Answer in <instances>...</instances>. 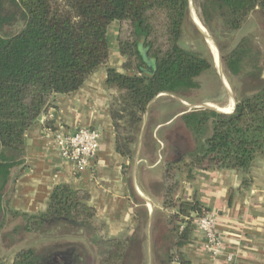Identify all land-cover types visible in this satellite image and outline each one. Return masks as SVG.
I'll use <instances>...</instances> for the list:
<instances>
[{"label": "trees", "instance_id": "trees-1", "mask_svg": "<svg viewBox=\"0 0 264 264\" xmlns=\"http://www.w3.org/2000/svg\"><path fill=\"white\" fill-rule=\"evenodd\" d=\"M188 8L189 0H0V230L8 216H21L28 220V236H41L48 218H64L79 231L101 234L103 226L88 203L89 195L68 185L54 187L44 215L13 211L11 188L26 167L22 160H7L4 152L23 154L26 132L42 117L46 129L54 130L56 97L76 92L97 68L107 65L108 30L118 22L126 74L107 67L106 86L116 90L110 106L116 150L132 160L144 115L155 98L200 90L199 79L208 73L220 82L202 49L181 45ZM199 10L231 78L237 105L232 115L213 110L185 113L184 126L196 148L180 161L175 156L185 148L182 135L175 132L167 143L168 155L158 176L164 211L157 223L163 228L161 246L170 250L162 264H187L182 249L195 220L208 212L197 201L176 198L183 183L194 179V171L233 170L241 174L242 187L249 188L252 168L264 159V82L256 81L264 51L249 35L231 48L225 44L253 13L264 15V0H199ZM146 57L154 63L152 72ZM209 125L212 134L206 137ZM92 244L107 255L103 264H131L129 252L143 249L124 238L97 237ZM13 264H38L37 256L23 248Z\"/></svg>", "mask_w": 264, "mask_h": 264}, {"label": "crops", "instance_id": "crops-1", "mask_svg": "<svg viewBox=\"0 0 264 264\" xmlns=\"http://www.w3.org/2000/svg\"><path fill=\"white\" fill-rule=\"evenodd\" d=\"M117 23L111 24L116 28L108 30V35L115 33L118 38ZM239 32H249L263 38L264 15L259 11L253 13ZM117 38L110 48L106 66L97 68L76 92L56 97V108L52 112L54 130L46 129L45 117H42L26 132L23 154L11 150L4 152L7 160H22L26 167L11 188L10 208L13 211L28 216L44 215L48 211L54 187L68 185L73 190L84 191L89 195L88 203L96 211L97 222L103 226L100 236H90L88 240L85 237L82 246L74 245L69 240L64 241L70 236L59 235L58 230L51 226L41 236H28V220L21 216H8L0 230V264H13L15 256L23 248L35 252L38 264H65L72 250L77 255L72 257L77 264H103L107 255H101L92 244L97 237L101 240L124 238L139 242L143 249L141 252H129L128 257L133 260L131 264H162V260L170 254V250L161 246L163 228L157 223L164 209L162 183L154 173L158 171V174L164 167L163 153L166 150L158 134L179 120L184 126L182 116L185 113H176L166 120H159V117L152 124V143H145L144 146L142 138L136 145L132 160L117 152L116 133L110 112L112 96L116 90L106 86L107 67L126 74L125 58L120 54ZM256 81L264 82V65ZM171 95L160 94L152 104L162 97H173ZM176 100L185 104L180 98ZM232 101L235 107L236 100L231 98L228 105L221 108H227ZM156 110L160 116L164 114L162 106ZM88 128L100 132V147L91 167L80 172L62 158L53 132L68 134ZM175 132L180 133L184 139L185 148L178 153L182 158L194 145L189 143L182 130ZM142 167L152 168V191L138 184V174H141ZM251 177V186L243 188L241 174L233 170L197 169L194 171V179L183 183L176 198L197 201L212 213L222 240V251L212 255L205 249L202 232L193 224L182 249L183 260L187 264H264V159L255 163ZM138 230L142 233H138Z\"/></svg>", "mask_w": 264, "mask_h": 264}, {"label": "rangeland", "instance_id": "rangeland-1", "mask_svg": "<svg viewBox=\"0 0 264 264\" xmlns=\"http://www.w3.org/2000/svg\"><path fill=\"white\" fill-rule=\"evenodd\" d=\"M191 9H193L195 11L197 16L201 20V14H200V10H199V0H189V8H188L187 17H186V20L184 23L183 35L181 38V45L184 48H189V49H194V50L202 49L205 52V54L208 57H210L220 82L217 81V79L214 77L213 74H210V73L204 74L199 79V81L201 83V89L200 90H196V91L183 90L177 95H174V94L171 95L170 94L173 97H168V96L162 97L155 104H152V102H151V104L148 106L147 112L144 115L143 126L141 128V131H140L138 139H137L138 140L137 143H138L142 138H144V143H143L144 146H145V143H148V142L152 143L151 140H152V136L154 135V134H152V132H153L152 124H155L156 120L159 117H160L159 120H162V119L166 120V119H168V117L174 116L176 113H183L184 114V113H189V112H193V111L209 110V109H205L201 105H208V104L217 105L215 103H220L217 105V107L219 105H221V106H219V108H221V107H224V105H228L231 97H232V99L235 100L233 90L230 86V79L231 78L229 77L228 73L225 70L223 61H221V68L222 69L220 70L215 65L214 58L212 56L211 50H210L205 38L202 37V35L199 33L196 26L194 25V21L192 20V16H191ZM159 20H160V22H163V19L161 17L159 18ZM201 22H202V20H201ZM115 25L117 26L118 29H120L119 23H117ZM109 28H110L109 31L110 30L112 31V30H115L116 27L113 28V25H110ZM109 31H108V34H109ZM162 31H163L162 28H160V36H161ZM118 32H119V30H118ZM208 34L212 38V40H214L212 35L209 32H208ZM245 35L253 36L255 38V40L258 42V44L261 46V48L264 45V34L262 36L263 38H258L255 35L249 34V32L248 33L237 32L233 35V38L226 39L225 44H228V46H230V48H231V47L235 46L238 43V41ZM116 38H117V35L115 33H113V34L111 33L110 35H108L110 48H112V44L114 43V41H116ZM117 41H118V38H117ZM221 41L223 42L224 39H222ZM160 42L165 43V40L162 37H160ZM214 43L216 45V42H214ZM216 48H217V50H219L217 45H216ZM146 59H147L146 61H147L148 65L150 66V71L152 72L153 68H154V63L148 57H146ZM150 71H148L149 72L148 74L151 73ZM176 98L177 99L180 98V100L183 101V103H185V104L183 105V104L179 103L176 100ZM161 106L164 109V114L162 116H160L158 114V111L156 110L158 108L160 110ZM225 107H227V106H225ZM210 110H214V108H212ZM222 114H224V113H222ZM208 129H209V131L206 134V137L211 136L212 125H209ZM175 130H182V132H184V134H185V137L189 140V143L194 145L192 150H195V148H196L194 137L190 133H187V131L185 130V128L182 124V121L179 120L174 125L163 129L158 134V138L164 142L165 148H166V150L163 153L164 161H165V157L167 156L166 152H168V150H169V148L167 147V145H168L167 143H168L170 137L174 134ZM165 141H167V142H165ZM150 149L152 150V148H150ZM144 155L146 156V154H144ZM147 155H150V153H148ZM147 157H149V156H147ZM175 158L177 159V156H175ZM151 161H152V158H151ZM149 165H151V164H149ZM157 172L154 173V175L156 177L159 176V173L157 174ZM138 184L140 185V187L144 186L143 188H145V189L147 187H149L150 191H152V189H151L152 188V168L146 169V167H142L141 174H140V172L138 174ZM136 197L139 198L137 195H136ZM54 228H56V230H58L57 233L59 235H61V236L69 235L70 236V238L67 237L64 241L69 240L70 242H72V244L77 245V246L78 245L82 246L81 244L84 245L85 240H86L85 237L86 238L88 237L90 239L91 238L90 236H93L95 234L94 231H92V230H87V231L86 230L85 231L80 230L79 231L78 229L74 228L71 224L64 223V222L56 223ZM88 238H87V240H88ZM67 244H68V242H67Z\"/></svg>", "mask_w": 264, "mask_h": 264}, {"label": "built area", "instance_id": "built-area-1", "mask_svg": "<svg viewBox=\"0 0 264 264\" xmlns=\"http://www.w3.org/2000/svg\"><path fill=\"white\" fill-rule=\"evenodd\" d=\"M53 134L64 160L72 163L80 172L91 167L100 147V132L97 129H80L68 134L55 131ZM194 224L205 238V249L214 256L220 253L222 240L216 230L215 216L206 212Z\"/></svg>", "mask_w": 264, "mask_h": 264}, {"label": "bare ground", "instance_id": "bare-ground-1", "mask_svg": "<svg viewBox=\"0 0 264 264\" xmlns=\"http://www.w3.org/2000/svg\"><path fill=\"white\" fill-rule=\"evenodd\" d=\"M191 16H192V20L194 21V25L196 26L197 30L202 35V37L205 38V40H206V42H207V44L211 50L215 65L221 70L222 69L221 68V61H220V57H219L216 45L214 43V40H212V38L209 36L206 28L204 27L201 20L199 19V17L197 16V14L195 13V11L193 9H191ZM233 104H234V102L232 101L231 104L225 109H221V108H219V106L217 107V105H214V104H208L207 106L210 108H214L216 110H220L224 114H230L233 111L229 112V113H228V111H231L234 108Z\"/></svg>", "mask_w": 264, "mask_h": 264}, {"label": "water", "instance_id": "water-1", "mask_svg": "<svg viewBox=\"0 0 264 264\" xmlns=\"http://www.w3.org/2000/svg\"><path fill=\"white\" fill-rule=\"evenodd\" d=\"M218 53H219L220 61H222V56H221L219 50H218ZM221 77H222V76H221ZM223 82H224V81H223ZM234 101H235V100H234ZM152 102H153V101H152ZM150 104H151V103H150ZM236 105H237V102H235V107H236ZM201 106L204 107L205 109H209V110L212 109V108L208 107L207 105H201ZM235 107H234V111H235ZM213 111L222 114V112H221L220 110H216V109H214ZM234 111H233V112H234ZM180 158H181V154L178 155L176 161H179ZM66 221H67V220L64 219V218H48V219L44 220V223H45L44 228L46 229V228H48V227H50V226H51V227H55L56 223H60V222H64V223H66ZM67 256H68V259H69V263H65V264H77V263H76V260L72 258L73 256H77V255L75 254V251H74V250H72V251L70 252V254L67 255Z\"/></svg>", "mask_w": 264, "mask_h": 264}, {"label": "flooded vegetation", "instance_id": "flooded-vegetation-1", "mask_svg": "<svg viewBox=\"0 0 264 264\" xmlns=\"http://www.w3.org/2000/svg\"><path fill=\"white\" fill-rule=\"evenodd\" d=\"M67 260H69V259H68V256H67ZM67 263H69V261H68Z\"/></svg>", "mask_w": 264, "mask_h": 264}]
</instances>
